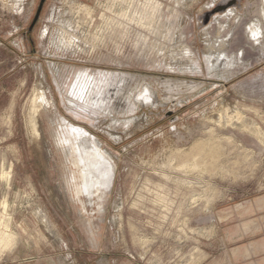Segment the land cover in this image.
<instances>
[{
	"label": "rangeland",
	"instance_id": "rangeland-1",
	"mask_svg": "<svg viewBox=\"0 0 264 264\" xmlns=\"http://www.w3.org/2000/svg\"><path fill=\"white\" fill-rule=\"evenodd\" d=\"M38 2L0 0V264H264V0Z\"/></svg>",
	"mask_w": 264,
	"mask_h": 264
},
{
	"label": "bare ground",
	"instance_id": "bare-ground-1",
	"mask_svg": "<svg viewBox=\"0 0 264 264\" xmlns=\"http://www.w3.org/2000/svg\"><path fill=\"white\" fill-rule=\"evenodd\" d=\"M256 33H257V31H256ZM41 93L38 90L35 91L34 98H33L34 99L33 101L35 104H36V102H39V103L44 102V101L46 102L45 96ZM35 112H36V110H35ZM72 130H74V129L73 128H70V129L67 128L66 129V133L63 137L62 143H64L63 141L69 143V146H70L71 151L73 153L78 154L79 150L84 153V161L87 164V166L89 168H93L94 173L97 174L98 176H101L103 174V176H101V177H103V179H102L103 185H104L103 189H107L112 184V179H113V174H114L113 165L110 162L111 158H109V160H108V158L106 157V154L104 152H102V151L99 152L98 149H96L94 146H92L91 143H89V142H85L84 144H80L78 142V144H75L77 140L83 139L85 137L79 136V135H73L76 133H74V131H72ZM95 162L97 165L92 167L95 164ZM12 239H13L12 235L9 234V232H8V234L6 233V238L0 236V247L1 246L6 247V246L11 245L10 243L12 242Z\"/></svg>",
	"mask_w": 264,
	"mask_h": 264
},
{
	"label": "flooded vegetation",
	"instance_id": "flooded-vegetation-1",
	"mask_svg": "<svg viewBox=\"0 0 264 264\" xmlns=\"http://www.w3.org/2000/svg\"><path fill=\"white\" fill-rule=\"evenodd\" d=\"M39 3V2H38ZM38 6V5H37ZM85 75H83L82 73H79L77 75V79L75 82L74 87L72 88L71 92L74 93L75 88L77 89V91H81L82 89H84V86L81 82H79V80L84 77ZM74 129V128H73ZM74 131L73 135H79V136H83L86 138L87 133L85 131H81V130H72ZM89 143H91L92 146H94L96 149H98L99 152L102 151V149L100 148V146L97 144V142L95 140L93 141H89ZM103 152V151H102ZM72 156H73V162L74 165H76L80 171V182L81 183H77L76 185V193L77 194H81V193H86L88 195H92L94 193V191L96 193L101 192L103 189V174L101 176H98L97 174L94 173L93 168H89L87 166V164L84 161V153L82 151H78V154L73 153L72 152ZM94 161V160H93ZM96 162L95 164L92 166H96Z\"/></svg>",
	"mask_w": 264,
	"mask_h": 264
},
{
	"label": "water",
	"instance_id": "water-1",
	"mask_svg": "<svg viewBox=\"0 0 264 264\" xmlns=\"http://www.w3.org/2000/svg\"><path fill=\"white\" fill-rule=\"evenodd\" d=\"M45 1L46 0H39L38 6H37L36 11H35V14H34V16L32 18V21H31V23H30V25L28 27V31L29 32L32 30V28L34 27V25L38 21Z\"/></svg>",
	"mask_w": 264,
	"mask_h": 264
}]
</instances>
